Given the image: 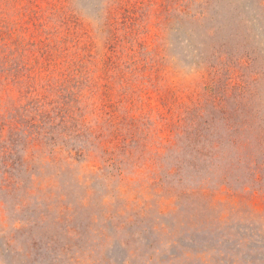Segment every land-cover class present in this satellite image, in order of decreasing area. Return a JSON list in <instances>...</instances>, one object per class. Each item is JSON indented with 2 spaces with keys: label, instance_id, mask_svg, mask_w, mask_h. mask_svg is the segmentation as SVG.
<instances>
[{
  "label": "rangeland",
  "instance_id": "rangeland-1",
  "mask_svg": "<svg viewBox=\"0 0 264 264\" xmlns=\"http://www.w3.org/2000/svg\"><path fill=\"white\" fill-rule=\"evenodd\" d=\"M19 39L0 264H264V0H0Z\"/></svg>",
  "mask_w": 264,
  "mask_h": 264
},
{
  "label": "trees",
  "instance_id": "trees-1",
  "mask_svg": "<svg viewBox=\"0 0 264 264\" xmlns=\"http://www.w3.org/2000/svg\"><path fill=\"white\" fill-rule=\"evenodd\" d=\"M3 1V0H2ZM10 31H7V33H9ZM49 43H51V41H48ZM1 43V42H0ZM12 46L13 48L12 49H9V52L7 53L6 51L8 50V47H6V43L2 42L1 45H0V50L1 52L5 55L3 56V63L1 65L0 63V66L3 67V69H5V72L7 73L9 69L7 68H11L10 70L13 69V67L18 63V62H21L23 60V53L21 51V48H22V44L20 43V39L19 40H15V41H12ZM47 48H50V47H47ZM6 49V51H4ZM19 55V56H15V55ZM42 56H43V71L44 72H49V70L51 69V64H52V61L50 60V58L52 57V55L49 54V51L48 50H45L43 51L42 53ZM36 66H37V63H36ZM82 67H84V63L82 64ZM0 74H4V71L3 70H0ZM12 77H16V85L15 86H18L20 84V82H22V75L21 73H16L14 75H11ZM10 76V77H11ZM19 76V78L17 77ZM47 77H45L46 79ZM9 79V77L7 78ZM6 79V80H7ZM48 82H51L50 80H47ZM94 89H95V86H92Z\"/></svg>",
  "mask_w": 264,
  "mask_h": 264
}]
</instances>
